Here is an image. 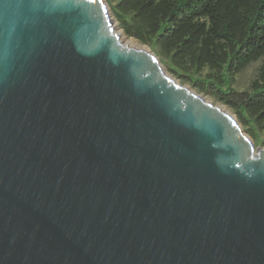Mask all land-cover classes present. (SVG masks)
Returning <instances> with one entry per match:
<instances>
[{"label":"water","instance_id":"water-1","mask_svg":"<svg viewBox=\"0 0 264 264\" xmlns=\"http://www.w3.org/2000/svg\"><path fill=\"white\" fill-rule=\"evenodd\" d=\"M0 264H264V146L106 0H0Z\"/></svg>","mask_w":264,"mask_h":264},{"label":"trees","instance_id":"trees-1","mask_svg":"<svg viewBox=\"0 0 264 264\" xmlns=\"http://www.w3.org/2000/svg\"><path fill=\"white\" fill-rule=\"evenodd\" d=\"M119 28L184 84L230 109L264 146V0H107ZM261 62L250 87L237 76Z\"/></svg>","mask_w":264,"mask_h":264},{"label":"rangeland","instance_id":"rangeland-1","mask_svg":"<svg viewBox=\"0 0 264 264\" xmlns=\"http://www.w3.org/2000/svg\"><path fill=\"white\" fill-rule=\"evenodd\" d=\"M106 3H107V0H106ZM107 5H108V3H107ZM108 7H109V5H108ZM109 9H110V7H109ZM113 19H114V17H113ZM114 24H115V27H116V29H117V32H119V33L121 34V39H122V41L124 42V44H127V43H128V44H129V43H130V44H133V43H134V44H138L140 48H144V49H146L149 53H152V54L156 55L157 58H158V60H159V62H160V64L162 65V68L165 70L166 75H168L169 77H171L172 79H174V80H175L177 83H179L181 86L188 88L189 91L194 92V93L199 94V95H203V94L198 93L197 90L193 89L189 84H184V83H182L180 80H178L177 78H175V77H174V76H173V75L167 70L166 66L164 65V62H163V61L161 60V58H160V57H159V56L153 51V49H152L151 47H149V46H147V45H143V44H141L139 41H137L136 39H134V38H130V37L126 36V35L124 34L123 30L119 28V25H118V23L115 21V19H114ZM260 63H261L260 61H259V62H256V63H253V64L249 65L244 71H242L241 73L238 74V76H237V83L235 84V87H236L238 90H246V89H248V88L250 87L252 81L254 80V78H255L256 75H257V72H258V68H259V66H260ZM205 97H206L208 100L212 101L215 105L220 106V107H221V106L224 107L228 113H230L231 115H233V116L236 118V116L233 114V112H232L230 109H228L226 106H224V105H222V104H220V103L214 102L213 99H211V98H209V97H207V96H205Z\"/></svg>","mask_w":264,"mask_h":264},{"label":"bare ground","instance_id":"bare-ground-1","mask_svg":"<svg viewBox=\"0 0 264 264\" xmlns=\"http://www.w3.org/2000/svg\"><path fill=\"white\" fill-rule=\"evenodd\" d=\"M122 42H123V41H122ZM123 44H124V42H123ZM124 45H125V46H128V47H131V48H135V49H144V48H140L138 44H134V43H133V44H130V43L128 44V43H127V44H124ZM145 50H146V49H145ZM167 76H168V75H167ZM168 78L171 79V77H169V76H168ZM206 100H208V99L206 98ZM208 101H210V100H208ZM219 107H220V106H219ZM220 108H221L223 111H226V109H225L224 107L221 106Z\"/></svg>","mask_w":264,"mask_h":264}]
</instances>
